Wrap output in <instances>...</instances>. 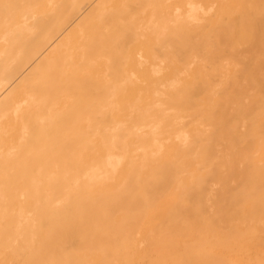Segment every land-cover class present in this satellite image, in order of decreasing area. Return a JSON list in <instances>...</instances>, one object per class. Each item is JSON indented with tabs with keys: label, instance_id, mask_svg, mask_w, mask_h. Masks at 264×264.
<instances>
[{
	"label": "bare ground",
	"instance_id": "obj_1",
	"mask_svg": "<svg viewBox=\"0 0 264 264\" xmlns=\"http://www.w3.org/2000/svg\"><path fill=\"white\" fill-rule=\"evenodd\" d=\"M0 264H264V0H0Z\"/></svg>",
	"mask_w": 264,
	"mask_h": 264
}]
</instances>
